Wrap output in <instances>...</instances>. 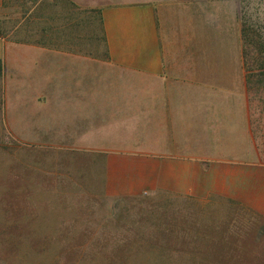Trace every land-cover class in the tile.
<instances>
[{
    "label": "crops",
    "instance_id": "crops-1",
    "mask_svg": "<svg viewBox=\"0 0 264 264\" xmlns=\"http://www.w3.org/2000/svg\"><path fill=\"white\" fill-rule=\"evenodd\" d=\"M66 1L98 14L107 49L0 40L19 137L104 154L111 196L191 192L200 181L264 216V162L251 130L239 14L244 0ZM97 130L113 141L84 140Z\"/></svg>",
    "mask_w": 264,
    "mask_h": 264
},
{
    "label": "rangeland",
    "instance_id": "rangeland-1",
    "mask_svg": "<svg viewBox=\"0 0 264 264\" xmlns=\"http://www.w3.org/2000/svg\"><path fill=\"white\" fill-rule=\"evenodd\" d=\"M239 14L251 130L264 162V0H244ZM3 38L47 49H107L98 14L77 12L66 0H5ZM0 62V264H264V216L237 200L200 181L191 192L111 196L104 154L19 137L8 96L12 74ZM109 134L97 130L84 140L108 144Z\"/></svg>",
    "mask_w": 264,
    "mask_h": 264
},
{
    "label": "trees",
    "instance_id": "trees-1",
    "mask_svg": "<svg viewBox=\"0 0 264 264\" xmlns=\"http://www.w3.org/2000/svg\"><path fill=\"white\" fill-rule=\"evenodd\" d=\"M244 37H245V31H244ZM246 41V40H245ZM249 44H251V42H249ZM246 57H247V55H246ZM245 61H246V58H245ZM247 62V61H246ZM264 65V64H263ZM2 72H3V66H2V64H1V62H0V75L2 74ZM248 75H251V74H248ZM263 75H264V73H263ZM250 80H249V76H248V82H249Z\"/></svg>",
    "mask_w": 264,
    "mask_h": 264
}]
</instances>
